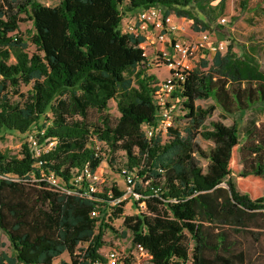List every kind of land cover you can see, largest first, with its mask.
<instances>
[{
  "label": "trees",
  "instance_id": "1",
  "mask_svg": "<svg viewBox=\"0 0 264 264\" xmlns=\"http://www.w3.org/2000/svg\"><path fill=\"white\" fill-rule=\"evenodd\" d=\"M213 1L59 0L47 7L21 0L34 52L18 36V15L0 7V134L35 127L56 142L39 157L26 143L18 155L0 149V174L16 179L0 178V230L12 250L0 253V264H53L64 254L71 264L101 259L104 232H116L109 222L121 218L127 201L110 206L105 195L61 193L46 176L51 172L71 188L75 171L100 166L103 146L111 156L123 152L125 169L135 173L142 197L134 202L138 213L124 216L122 226L151 264H264V125L247 128L242 138L236 125L220 121L202 130L214 107L196 105L211 98L227 114L264 109V71L247 53L235 58L229 44L210 65L202 60L187 69L177 93L187 125L169 129L165 140L148 138L144 126L154 123L157 80L147 73L143 39L120 29L124 15L161 7L191 20L197 31H215L210 23L226 0ZM21 85L31 88L11 102L8 92L17 94ZM110 100L120 114L113 122L104 114ZM89 111L98 113L95 122ZM198 136L213 143L208 152ZM112 190L113 198L120 196Z\"/></svg>",
  "mask_w": 264,
  "mask_h": 264
},
{
  "label": "rangeland",
  "instance_id": "2",
  "mask_svg": "<svg viewBox=\"0 0 264 264\" xmlns=\"http://www.w3.org/2000/svg\"><path fill=\"white\" fill-rule=\"evenodd\" d=\"M41 4L47 7H53L58 4L59 0H38ZM243 0H226L223 6L222 13H217L214 15V19L211 21L210 26L215 28V31H208L209 41L213 45H222V48L217 52L221 55L226 53L227 47L230 44L232 46V52L235 58H241L245 53L250 55L255 62L258 63L261 70L264 71V2L261 0H248L246 8H242ZM21 0H0V7L4 10L11 11L18 15L20 19L18 36H20L23 41L27 44V51L34 52L35 47L31 43L30 38L34 32L33 25L28 15L25 13H20L17 4ZM218 0L211 2L212 5H216ZM192 8H194L192 6ZM221 18H225V24H219L218 22ZM178 25L185 26V30L180 32L178 36H181L184 40H195L200 36V31L194 29L191 20L182 21L175 20ZM218 25L217 27H215ZM150 51V50H149ZM148 51V53H149ZM214 53L206 55V61L208 65L211 64V60ZM153 57L151 54L147 59V73L154 75L157 81H162L167 77L168 70L166 66L162 64L155 65L152 63ZM202 59L198 55L192 56L189 61L191 68H199ZM10 63L14 62V58L11 57ZM203 70H206L204 68ZM31 88V85H21L18 89L17 94L13 92H8V98L13 103H18L22 101V95H26L27 91ZM196 105L203 109H208V107H214L211 114L207 117L205 123L202 126V130H208L211 128V123L220 121L226 126L236 125L240 137L244 134V131L255 125L259 127L264 125V109L260 106H254L245 112H240L236 114L225 113L220 106L211 98L197 100ZM105 115L110 117L113 122L119 117V112L116 107V103L110 100L107 105V110L104 112ZM47 117L49 115L46 114ZM98 113L95 111H89L88 117L92 122H95L98 118ZM45 117H42L38 125L43 123ZM175 125L178 129L182 130L186 125V119L180 114L176 117ZM31 131H38L37 128L32 127ZM26 142V135L20 134L12 130H3L0 134V149L8 150L10 155H18L21 151L22 144ZM196 142L199 147L208 152L212 147L213 143L208 140H204L200 136L196 137ZM99 150L103 161L99 166V172L102 174V187L107 189L109 187H118L120 189L124 188L122 178L120 176V171L125 168L126 157L123 152H116L111 156L107 151L106 147H100ZM112 158V162H109ZM201 165H206V162L201 159ZM240 169V167H239ZM138 213V208L134 205L133 201L128 200L123 208V215L119 219L112 220L109 222L110 225L114 227L116 232L109 229L105 230L103 235L104 246L99 250L100 253H106L110 249H116L123 253L124 255H130L129 264H151L149 261V256L146 253L137 251L131 246L130 235L122 226V220L124 216H130ZM125 232V236H123ZM0 253L10 256L12 250L7 236L0 230ZM84 247V245L80 246ZM79 254V250L76 252ZM71 264V261L67 254L60 256L56 260V264ZM186 264H190L187 262Z\"/></svg>",
  "mask_w": 264,
  "mask_h": 264
},
{
  "label": "built area",
  "instance_id": "3",
  "mask_svg": "<svg viewBox=\"0 0 264 264\" xmlns=\"http://www.w3.org/2000/svg\"><path fill=\"white\" fill-rule=\"evenodd\" d=\"M175 20L188 21L184 17L166 13L161 7H149L124 15L120 24V29L123 33L143 39L141 43L142 55L146 60L151 54L153 57L152 63L155 65L162 64L168 70L167 77L162 81H157V91L153 98L155 107L154 123L144 126V133L148 138L159 135L162 139H167L168 130L176 127V117L180 114L184 116L185 112L182 110L181 99L177 93H179L178 89L182 87L186 80L187 69L191 68L189 61L192 56L199 54L202 60H206V55L215 54L222 48V45L210 43V32L208 31L200 32V36L195 38V40H184L178 35L185 30V26L176 24ZM225 21V18H221L218 25L225 24ZM25 135V143L35 157H39L41 154L51 150L56 143L54 139L44 138L43 131H28ZM93 141L95 145H99L96 139H93ZM202 166L205 167V165ZM98 169L99 167L93 170L88 165H85L82 169L75 171L69 181L71 188H67L61 178L51 172L46 176V180L54 190L68 195L75 194L80 197H90L97 194L105 195L106 198H112V201L109 202L110 206H115L125 200L137 202L142 197L135 191L136 176L134 172H130L125 168L120 171L124 185L123 189L118 187L104 189L102 187V174ZM6 177L9 178L8 175L2 176L0 174V178ZM11 180L16 179L13 178ZM38 180L41 179H35V181ZM113 188L117 190L120 196L113 198ZM138 205L140 209H144V203H139ZM90 216L98 217L99 211H92ZM108 217L109 211L105 215L106 221ZM134 249L146 253L139 245L134 247ZM99 254L101 259L96 260L94 264H129L130 255H124L116 249H110L106 253L99 252Z\"/></svg>",
  "mask_w": 264,
  "mask_h": 264
},
{
  "label": "crops",
  "instance_id": "4",
  "mask_svg": "<svg viewBox=\"0 0 264 264\" xmlns=\"http://www.w3.org/2000/svg\"><path fill=\"white\" fill-rule=\"evenodd\" d=\"M53 264H56V261H54Z\"/></svg>",
  "mask_w": 264,
  "mask_h": 264
}]
</instances>
